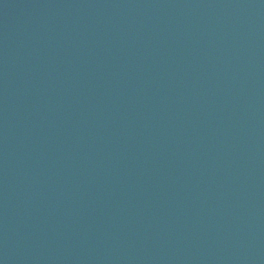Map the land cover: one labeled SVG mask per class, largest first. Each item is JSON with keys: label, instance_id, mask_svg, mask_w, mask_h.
Returning a JSON list of instances; mask_svg holds the SVG:
<instances>
[{"label": "water", "instance_id": "water-1", "mask_svg": "<svg viewBox=\"0 0 264 264\" xmlns=\"http://www.w3.org/2000/svg\"><path fill=\"white\" fill-rule=\"evenodd\" d=\"M0 264H264V0H0Z\"/></svg>", "mask_w": 264, "mask_h": 264}]
</instances>
